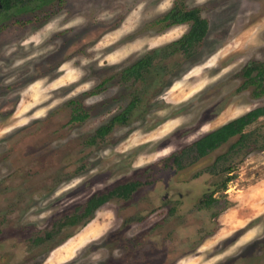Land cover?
<instances>
[{
	"label": "rangeland",
	"instance_id": "1",
	"mask_svg": "<svg viewBox=\"0 0 264 264\" xmlns=\"http://www.w3.org/2000/svg\"><path fill=\"white\" fill-rule=\"evenodd\" d=\"M175 2L0 12V264H264V117L182 169L169 159L264 106V0H185L210 27L191 56L170 47L189 23H156ZM151 52L143 81L121 80ZM135 95L128 122L97 138ZM82 106L88 116L71 121ZM132 182L130 199L58 229Z\"/></svg>",
	"mask_w": 264,
	"mask_h": 264
},
{
	"label": "trees",
	"instance_id": "2",
	"mask_svg": "<svg viewBox=\"0 0 264 264\" xmlns=\"http://www.w3.org/2000/svg\"><path fill=\"white\" fill-rule=\"evenodd\" d=\"M30 0H0L2 5V10L0 12H8L13 7L18 5L23 6ZM158 24H166L168 27L173 25H180L189 23L190 29L189 31L183 35L179 40L175 41L171 48H173L174 52H182L188 56H191L195 53L198 46H200L208 37L209 34V22L202 17L201 11L199 8L189 9L185 5V0H176L172 9L165 14L161 19L157 20ZM154 52L148 53L143 58L139 59L131 66L125 68L121 72V80L123 81H143L146 77V74L149 73L150 67L152 66ZM253 85L257 88V83L251 80ZM264 89H261L260 92H255L257 96L262 94ZM140 102L139 95H135L133 101L130 105H128L122 113L116 115L110 123L104 125L98 129L96 133L97 138H104L115 125H123L126 124L130 118V114L133 109ZM76 112L72 117L71 121H82L87 116V110L82 109V107H78L75 109ZM261 117H264V106L253 109L246 113L245 115L219 127L218 129L212 131L211 133L205 135L200 138L190 146L184 148L182 151L178 153H173L169 159L177 168H184L187 164V160H195L203 158L209 155L211 152L215 151L220 146L226 144L231 138L235 136L242 135L247 127L257 122ZM196 160V161H197ZM169 161V160H168ZM185 162V163H184ZM166 164V163H165ZM233 177H228L222 184V189L225 190L227 188L228 182ZM138 182L126 183L114 187L110 191L106 193L96 194L89 198L86 203L83 205V210L81 213H76L58 227L61 229L65 224H78L85 218H90L95 214L99 208L113 200L114 198L120 199H130V197L134 194V192L139 187ZM202 202L204 203H215L217 199L214 198V193L208 195ZM53 232H49L46 234L47 239H52L54 237ZM45 237V238H46ZM44 241V239H38L37 244Z\"/></svg>",
	"mask_w": 264,
	"mask_h": 264
},
{
	"label": "flooded vegetation",
	"instance_id": "3",
	"mask_svg": "<svg viewBox=\"0 0 264 264\" xmlns=\"http://www.w3.org/2000/svg\"><path fill=\"white\" fill-rule=\"evenodd\" d=\"M104 83H105V82H104ZM98 86H100V85H98ZM96 88H97V86H96ZM77 102H78V101H77ZM79 103H80V102H79ZM82 108H83V109H85V107H84V106H82ZM85 110H86V109H85Z\"/></svg>",
	"mask_w": 264,
	"mask_h": 264
}]
</instances>
